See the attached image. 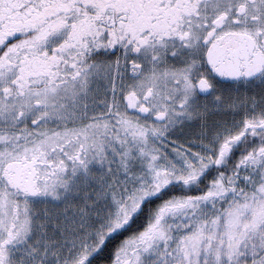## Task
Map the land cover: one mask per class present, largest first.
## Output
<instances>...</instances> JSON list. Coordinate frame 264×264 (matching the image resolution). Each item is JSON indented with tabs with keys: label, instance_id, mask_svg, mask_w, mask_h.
Masks as SVG:
<instances>
[{
	"label": "snow or ice",
	"instance_id": "obj_1",
	"mask_svg": "<svg viewBox=\"0 0 264 264\" xmlns=\"http://www.w3.org/2000/svg\"><path fill=\"white\" fill-rule=\"evenodd\" d=\"M0 264H264V0H0Z\"/></svg>",
	"mask_w": 264,
	"mask_h": 264
}]
</instances>
